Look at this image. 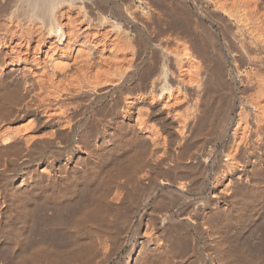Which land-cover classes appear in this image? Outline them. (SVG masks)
<instances>
[{
  "label": "bare ground",
  "instance_id": "6f19581e",
  "mask_svg": "<svg viewBox=\"0 0 264 264\" xmlns=\"http://www.w3.org/2000/svg\"><path fill=\"white\" fill-rule=\"evenodd\" d=\"M205 1L226 42L200 21L194 49L152 43V0H0L12 264H264V0ZM37 203L59 244L28 243Z\"/></svg>",
  "mask_w": 264,
  "mask_h": 264
},
{
  "label": "rangeland",
  "instance_id": "374dc122",
  "mask_svg": "<svg viewBox=\"0 0 264 264\" xmlns=\"http://www.w3.org/2000/svg\"><path fill=\"white\" fill-rule=\"evenodd\" d=\"M113 2L115 4H126V6L128 5V7H130L131 4H132V7L136 6V8L139 7V5L141 6V4H142L141 0H139V1L138 0H132V1L131 0H129V1L128 0H113ZM152 2L153 3L156 2L155 5L153 4V7L155 9L156 15L152 18V20L153 19H155V20H153V21L151 20L152 23H151V25L149 27L150 28L149 29V31H150L149 34L151 35L152 43L157 42V40L159 39V37H160V35L162 33H165V32L166 33H170L173 30V28L175 27L174 30H177L178 29L177 30L178 32L183 31V32H180L179 33L180 35L183 33L182 35L187 36L188 39H194V45L196 46V47H194V49L197 48V47L199 48V43L200 42H199V39H197V37H196L197 36V32H195V31H197V30L198 31H204V28L202 29V27H200V24H199V26L197 25V23L198 22L200 23V21H202L203 24H205L206 26H208L209 27L208 29L211 28L210 29L211 30V33H209L210 30H207L206 29L207 30L206 31L207 34H212V32H213V34H216L217 33L216 35H220V39H221L220 42H222V43L226 42L225 38L223 37V34H221V32H220L221 30H224V28L222 27V25L220 26V24L217 23V22L215 23V25H213L211 23V20H209V16L207 14V10L210 11L212 7L205 0H154V1L152 0ZM126 6H124V7H126ZM159 17H161V19ZM158 18L162 21V24L164 23L165 25L164 24L162 25L161 24V21ZM171 18L172 19L175 18L176 20L177 19L178 20L175 21V19H173L174 21L172 22V19ZM162 19H164V20H162ZM167 21H168V24L165 23ZM169 21H171L170 24H169ZM175 22H177V23H175ZM179 22H181V23H179ZM178 23L179 24H183V25H180L179 26ZM168 26L171 27V28H168ZM181 27H182V29H181ZM167 28H168V30H167ZM177 31H174V32H177ZM185 32L188 33V34L185 35L186 34ZM224 32L225 31H223L222 33H224ZM194 37H196V38H194ZM134 41L136 43V49H137V53H138L139 57L145 56L147 50L144 48V46H145L144 40H142L139 37H137V38L134 39ZM153 60L154 61L152 63L153 64L152 68H153V71L155 72V70L157 71V68L162 64L163 61L158 56L154 57ZM206 107H207V109H209L208 106H205V110H207ZM205 112L207 113L208 110L205 111ZM193 144H194V142L192 143V145ZM192 145H191V148L194 147V145L193 146ZM189 148H190V146L188 147V149ZM21 156H22V154H20L19 157L16 154L15 157H13V156H11V157H12V159H18ZM6 167L7 166L4 165V163L3 164L0 163V170L4 169ZM37 204H40L41 205V203H37ZM40 205H37L38 207L35 206V209H34V211H35L34 214L35 215H33L34 217H33L32 221H31V227L30 228H32V229L30 231V234L31 235H30V240L28 241V243H31L33 245V241L36 239L34 241V243H36L38 241L39 243L41 242L43 244L52 245V244H54L56 242V240H54L55 238H53V237L56 236L57 234L56 235L54 234V236H53V233L54 232L51 233L52 232V229L51 228H52L53 225L55 226L56 223H58L56 225V227H57L59 225V222L58 221H60V220L62 221V218H60V216L62 217V215H61L62 213H58V214L57 213H54V211L50 210V208H47L45 205L44 206H43V204L41 206ZM55 214H57L59 216L57 217V216H55ZM41 215H42V217H41ZM50 215H52V216H50ZM54 217H56V218H54ZM40 221H42V222H40ZM55 221H56V223H55ZM33 223H34V225L32 226ZM43 225L44 226L47 225V227L46 226L44 227ZM34 226H35V228H34ZM54 226H53V228H54ZM121 227H123V226H119L118 227L119 230H120ZM50 230H51V232H49ZM121 230H123V228H121ZM38 233H40V234H38ZM57 236H59V234ZM41 237H42V239H41ZM46 237H48V238H46ZM40 239L43 240L44 242L46 241L48 243H44L43 241H40ZM52 241H53V243L50 244V242H52ZM58 242H60V241H57L56 243H58ZM260 246L262 247V245H260ZM260 246H259V249L258 250H261V249L263 250V248H260ZM253 248H255V247H253ZM254 250L256 251L257 248L254 249ZM13 262L14 261H13L12 254L10 253L9 248H7L5 246L0 247V264H12Z\"/></svg>",
  "mask_w": 264,
  "mask_h": 264
}]
</instances>
